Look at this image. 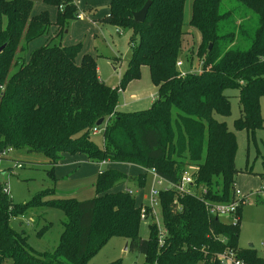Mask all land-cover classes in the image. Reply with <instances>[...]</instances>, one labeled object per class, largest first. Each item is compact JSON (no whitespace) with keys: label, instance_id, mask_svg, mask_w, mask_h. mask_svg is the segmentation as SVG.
Returning a JSON list of instances; mask_svg holds the SVG:
<instances>
[{"label":"trees","instance_id":"16d2710c","mask_svg":"<svg viewBox=\"0 0 264 264\" xmlns=\"http://www.w3.org/2000/svg\"><path fill=\"white\" fill-rule=\"evenodd\" d=\"M146 1L110 0L109 12L99 19L116 27H135L129 40L131 59L120 86L138 78L140 67L146 65L156 91L151 107L119 111L117 90L99 78L94 58L81 52V43L68 45L60 39L69 22L81 16L77 0H43L57 7L54 22L47 11L32 14L30 0H0V46L4 45L0 152L8 148L38 152L52 166L62 161L64 153H79L95 163L150 168L173 183L190 172L195 193L160 190L165 233L159 244L151 217L150 238L138 235L142 206L127 187L142 186L144 174L128 176L104 168L98 173L93 198H57L48 190L24 204L13 202L0 182V259L8 258L11 264H85L110 236L120 235L126 249L144 256L141 264H222L218 255L225 251H232L244 264H264L252 247H238L239 220L221 221L204 204L232 202L240 171L234 161L235 134L215 117L229 113L224 90H238L240 116L233 121L235 129L254 137L264 128L260 113L264 0H192L188 25L199 33L195 54L200 69L189 72L176 65L185 0H150L145 20L134 21L132 13ZM36 38L43 41L32 48ZM99 118L103 120L96 126ZM94 127L97 134L91 133ZM98 134L101 145L92 138ZM123 183L125 189L116 190ZM50 204L63 211L61 230L56 245L37 252L28 235L10 223L32 208ZM236 214L239 218V205ZM40 217L41 213L30 220L39 223ZM36 234L42 235V227Z\"/></svg>","mask_w":264,"mask_h":264},{"label":"rangeland","instance_id":"374dc122","mask_svg":"<svg viewBox=\"0 0 264 264\" xmlns=\"http://www.w3.org/2000/svg\"><path fill=\"white\" fill-rule=\"evenodd\" d=\"M32 14L47 11L52 22L56 19L57 7L43 2V0H30ZM192 0H185L182 14L183 35L181 36V50L176 64L184 72L198 71L199 58L196 56V46L199 41L198 31L188 25L191 13ZM78 12L81 16L69 22L67 34L61 36L64 44L81 43V52L92 56L96 62V72L99 78L110 88L117 90V100L121 111H134L151 107L156 98V91L150 80L148 68L142 65L139 76L125 85L120 86V80L131 59L132 46L129 40L135 36V27H116L113 24L99 21L109 12L110 0H77ZM82 11V12H81ZM50 28V32L54 30ZM42 38L31 42V47L41 44ZM43 41V40H42ZM80 61V54L76 62ZM224 93L229 98V113L225 116L215 114L219 121L225 122L227 128L234 132L237 149L235 153V166L240 169L235 179L234 187L245 194V201L239 204L240 216L238 224V242L240 249L252 245L257 255L261 256L264 245V128L255 131L254 137H247L242 129H235L234 119L240 116L238 90L226 89ZM260 113L264 125V97L260 98ZM96 144L101 145V136L92 137ZM62 161L52 166L41 153L14 149L5 157H0V182L5 183L11 200L18 204L29 202L40 192L53 190L57 198L71 197L77 200L93 198L96 195L95 183L100 170L111 168L108 163L96 164L85 162L79 153H64ZM21 164V167L18 165ZM87 166V167H85ZM64 168L62 174L56 173ZM91 169V172L85 169ZM93 168V169H92ZM128 176L144 174L142 186H127L134 193L136 203L146 208L148 213L151 202L150 189L153 181V170L143 168L133 163H118L113 167ZM192 170L191 166L186 167ZM125 183L116 187V190L125 189ZM260 189L261 193H257ZM60 200V199H54ZM262 202V203H261ZM148 208V209H147ZM155 217L152 221L159 228L162 226L161 206L156 200L153 206ZM41 213L39 223H32L31 217ZM64 217L63 211L55 204L47 207L32 208L27 215L11 220V227L17 231L23 230L28 235L27 240L34 251L40 252L46 247H53L58 241L61 230L60 221ZM142 219L139 222L138 235L149 239L152 221ZM219 219L228 222V218L219 216ZM22 221L19 226V221ZM47 223L46 228L43 223ZM43 225V226H42ZM42 227V235L36 231ZM126 240L120 235L110 236L87 259L85 264H141L144 256L135 251L124 249ZM0 264H11L8 258L0 259Z\"/></svg>","mask_w":264,"mask_h":264},{"label":"built area","instance_id":"2783aa9c","mask_svg":"<svg viewBox=\"0 0 264 264\" xmlns=\"http://www.w3.org/2000/svg\"><path fill=\"white\" fill-rule=\"evenodd\" d=\"M80 17V15L78 16ZM181 63L178 62L176 65H180ZM179 68V67H178ZM99 130H97L95 127L92 128L91 133L92 134H97ZM12 151L11 148H8L6 150H3L0 152L1 156L6 155L8 152ZM20 167V164L18 165ZM153 170V169H152ZM152 186L150 189V196H151V202L150 206H145L149 207L148 213H146V208L140 209V219H147V218H152L154 220L155 217V211L153 212V206L156 204V200L158 199V194L161 189H167L171 188L175 192H178V194H183V193H195L194 188L195 186L193 185V176L191 175L190 172H186L185 174L182 175L180 180L177 183L169 182L159 176L156 172H153V181H152ZM3 190L5 192H8V189L3 183ZM204 192V190L202 189ZM234 200L229 203H209L208 201H204L205 206L209 210L211 214H214L215 216H224L228 218V222L232 224H236L239 220L237 214H236V207L245 201V195L242 194L239 190L235 189L234 187ZM177 210L181 209L180 205H176ZM158 237L157 241L159 244L163 243V236L165 233V230L163 226L160 228L158 226ZM219 260L221 261L222 264H244L243 261L239 260L236 258L235 254L232 251H225L221 254L218 255ZM261 257L264 258V245L261 248Z\"/></svg>","mask_w":264,"mask_h":264},{"label":"water","instance_id":"95a60500","mask_svg":"<svg viewBox=\"0 0 264 264\" xmlns=\"http://www.w3.org/2000/svg\"><path fill=\"white\" fill-rule=\"evenodd\" d=\"M149 5H150V0H147L140 9H138L137 11H134L132 13L133 20L136 22H143L145 20ZM3 47L4 45L0 46V50H2ZM102 120H103L102 118H99L95 123L96 126L100 125ZM124 249H126V245Z\"/></svg>","mask_w":264,"mask_h":264},{"label":"crops","instance_id":"0c3cea01","mask_svg":"<svg viewBox=\"0 0 264 264\" xmlns=\"http://www.w3.org/2000/svg\"><path fill=\"white\" fill-rule=\"evenodd\" d=\"M81 12H82V11H81ZM67 33H68V31H67ZM119 107H120V105H117L116 109L119 110V109H118ZM119 111H121V110H119ZM12 151H13V150H12ZM82 158L84 159L85 162H91V163H94V162L88 160L86 157H82ZM107 163H108L109 166H111V168H113V167L117 166L118 163H121V162H107ZM96 164H99V163H96ZM85 167H87V166H85ZM92 169H93V168H92ZM85 171H87V172H91V169L88 168V169H85ZM62 172H64V168H60V169H58L56 173H58V174L61 175ZM238 174H239V173H238ZM238 174H237V175H238ZM237 175H236V177H237ZM235 179H236V178H235ZM256 191H257V193H259V194L261 193L260 189H257ZM241 193H242V192H241ZM242 194H244V193H242ZM244 195H245V194H244ZM249 247H252V245L250 244ZM260 253H261V252H260Z\"/></svg>","mask_w":264,"mask_h":264}]
</instances>
